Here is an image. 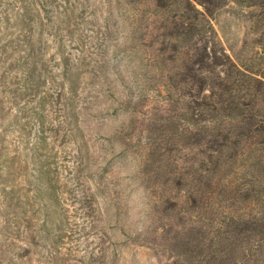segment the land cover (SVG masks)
<instances>
[{"label":"rangeland","instance_id":"1","mask_svg":"<svg viewBox=\"0 0 264 264\" xmlns=\"http://www.w3.org/2000/svg\"><path fill=\"white\" fill-rule=\"evenodd\" d=\"M255 218L264 0H0V264H264Z\"/></svg>","mask_w":264,"mask_h":264},{"label":"trees","instance_id":"2","mask_svg":"<svg viewBox=\"0 0 264 264\" xmlns=\"http://www.w3.org/2000/svg\"><path fill=\"white\" fill-rule=\"evenodd\" d=\"M241 218H236L235 215H227L225 217V221L222 222L221 227H218V229L216 230L215 236L213 237L212 243L215 245V247L224 242L223 239H221L222 235H223V228H230V226H236V222H234L235 220L239 221ZM261 218H255V226H259L262 229H264V219ZM244 224H248L247 222H244ZM215 251V250H213Z\"/></svg>","mask_w":264,"mask_h":264}]
</instances>
